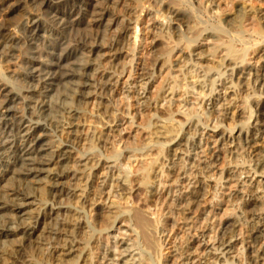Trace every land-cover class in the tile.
Masks as SVG:
<instances>
[{
    "label": "bare ground",
    "instance_id": "6f19581e",
    "mask_svg": "<svg viewBox=\"0 0 264 264\" xmlns=\"http://www.w3.org/2000/svg\"><path fill=\"white\" fill-rule=\"evenodd\" d=\"M108 1L0 0V58L15 57L12 28L25 13L33 65L22 74L40 85L24 88L38 97L31 108L37 121L25 129L14 106L23 92L0 72V130L11 133H0L7 136L0 141V264H164L157 248L176 222L186 228L183 239L172 237L176 264H264V21L243 11L210 29L193 22L180 1L153 0L159 8L149 0ZM60 2L77 17L67 21ZM234 4L191 0L221 18ZM74 32L73 43H49L63 51L51 54L56 61L34 56L41 33ZM144 32L154 48L160 37L167 48L151 69L141 63L135 72ZM122 57L127 63L119 67ZM232 109H240L239 121ZM88 118L95 125L84 134ZM126 124L131 142L123 137ZM139 131L148 138L140 146ZM211 140L215 148L205 151ZM139 189L164 193L158 213L126 207ZM222 204L230 207L226 218L218 217ZM100 219L109 228L97 229Z\"/></svg>",
    "mask_w": 264,
    "mask_h": 264
},
{
    "label": "rangeland",
    "instance_id": "374dc122",
    "mask_svg": "<svg viewBox=\"0 0 264 264\" xmlns=\"http://www.w3.org/2000/svg\"><path fill=\"white\" fill-rule=\"evenodd\" d=\"M78 1H81L82 2V0H78ZM171 1V0H170ZM172 1H174V0H172ZM171 1V2H172ZM175 1H180V3L178 2V4H180L178 7L179 8H181L182 10H186L185 12L186 13H188L187 15H189V17H190V14H192L191 16H192V19L191 20H193V22H196V23H198L197 25L198 26H202V27H207V28H210V29H212V28H214L218 23H219V20H221V22H228V21H226V19L228 20H230V19H233V18H235V17H237L238 16V14L240 13V12H243L244 11V13H246L247 12V14L252 18V19H254V20H256L257 22H263L264 21V0H252V2L249 0H240V2L239 3H237L238 2V0L236 1H234L233 0V3L235 2V6L233 5V7H234V9H231L229 12L227 11L226 13H225V15H223L222 16V18L221 17H217V16H211L210 14H209V9L207 8V9H203V7L202 6H197V5H191V0H175ZM248 1V2H247ZM253 1H255L256 2V4H255V2H253ZM258 1H259V3H258ZM115 2H117V0H110V1H108L107 2V4L108 5H110V6H113L114 5V3ZM245 2V3H244ZM246 2L248 3V4H246ZM91 4H92V6H94L95 4H96V2H94V1H91L90 2ZM95 3V4H94ZM147 3H151L152 5L154 4L157 8H159V6L158 5H156V3L153 1V0H151V2H150V0L147 2ZM183 3H184V5H183ZM173 4V3H172ZM176 4V3H175ZM186 4V5H185ZM245 4H246V6H245ZM183 5V6H182ZM252 5V6H251ZM59 6L63 9V10H65L66 11V14H67V17H66V19H67V21L69 20H71L69 17H70V13H73V12H71V8L70 7H66L65 6V2H60L59 3ZM194 6H195V8L196 9H194ZM186 7V8H185ZM197 7H199L201 10H199V8H198V10H197ZM69 8V9H68ZM90 9H91V7H89ZM121 8V7H120ZM183 8H185V9H183ZM256 8V11L254 10ZM239 9H241V10H239ZM162 10H166V8H163L162 7ZM235 10V11H234ZM238 10V11H237ZM188 11V12H187ZM234 11V12H233ZM190 12V13H189ZM232 13H234V14H232ZM140 14H141V12H140ZM69 15V16H68ZM210 15V16H209ZM240 15V14H239ZM16 22L14 23V25H13V32H16L17 33V36H18V40H17V42H16V44H15V48L17 49L16 51H15V57L14 58H9V59H3V58H0V72H1V74H2V76L4 77V78H6L7 80H8V82H9V84L12 86V87H14L16 90H18V91H20V92H23L22 93V95L24 96V97H31V99H29V98H24L23 96V98H18V101H16V104L14 105V106H16L15 108H16V116H15V122H17V123H20L21 121L22 122H24V126H25V129L28 127V126H30L31 125V122H30V120H33V121H37V118L35 117V116H33L32 114H31V112H32V107H35L36 106V104H35V101L36 100H38V97L36 96V94H35V96H31V93H28V92H25L24 91V88H26V90H27V87H31V90H34V89H40V85L38 84V82H35V81H31V80H28L22 73H23V70H26L28 67H31L33 64H32V62H30L29 60H27V56H26V51H27V45H26V42H25V35H26V32H25V29H24V27H23V23H26L27 22V15L25 14V13H20V14H16ZM73 16H74V18H75V16H76V13L74 12L73 13ZM143 17H142V19L145 17V14L143 13V15H142ZM235 16V17H234ZM77 17V16H76ZM211 17V18H210ZM216 17V18H215ZM5 17L3 16V14H0V22L4 19ZM261 18V19H260ZM223 20V21H222ZM23 22V23H22ZM202 23V24H201ZM227 25H228V23H227ZM200 26V27H201ZM19 31V32H18ZM70 34V35H69ZM72 34V35H71ZM75 34V35H74ZM77 35V33H68V34H65L64 36H58L56 33L55 34H51V33H41V36H40V38H39V41L37 42V45L39 46V49L40 50H42V51H40L38 54H34V56H36L37 57V59H39L41 62H51V61H56V60H54V58H53V56L51 55V54H62L63 53V51L61 52V49H57V50H54V49H52V48H49V43H52V42H54V40L55 41H59V39H61L62 38V40L63 39H65L63 42H66L67 44H68V41L70 42V43H73L72 41L74 40V38H75V36ZM93 35H94V33H91V35H90V40H92L93 39ZM23 37V38H22ZM68 39H67V38ZM70 37H72L71 39H70ZM92 37V38H91ZM142 37H143V42L141 43V45L139 46V49H138V55H137V61H136V64H135V67H134V70H135V72H137L139 69H140V64L141 63H143V64H146V67L148 68L149 67V69H151L152 67H153V65L155 64V61H156V59H157V57L159 56V54H161L162 52H164L165 50H166V45H167V42L165 43L164 41H162V40H165L166 41V39H164L163 37H160L159 39H160V41H159V44L157 43L156 45L157 46H155V48H154V46H152V40H151V38H150V34H148V32H144L143 34H142ZM70 39V40H69ZM163 42V44L165 45H163L162 44V42ZM132 42L133 41H131L129 44L130 45H127V48L129 49V50H131V49H133L132 48ZM161 48V49H160ZM163 49H164V51H163ZM160 52V53H159ZM158 56H157V55ZM156 55V56H155ZM155 57H156V59H155ZM126 57H122L119 61H118V63L120 64L119 65V67H123V66H125V64L127 63V59H125ZM175 59V58H174ZM66 64V62L64 61L63 62V64ZM30 65V66H29ZM65 68H67V67H65ZM65 68H64V70H65ZM63 70H61V72H62ZM164 74H165V72H164ZM163 74V75H164ZM165 76V75H164ZM163 76V77H164ZM129 78V75H128V73H126V75H125V77H124V80L123 81H125V80H127ZM162 80V77H161V79H158L157 80V84L158 83H160V81ZM39 85V86H38ZM5 87L4 86H2V90L4 89ZM127 89H125L124 90V92H127L126 91ZM29 95V96H28ZM116 99L118 100V103L122 106V107H124V108H126V106H127V101L125 100V99H123V97L121 96V94H120V92H118L117 93V95H116ZM1 100H3L2 99V97H1V94H0V101ZM24 101V102H23ZM136 104V101H135V99H133L132 101H130V105L131 106H133V105H135ZM30 105V106H29ZM33 105V106H32ZM94 107H95V105H94V103L93 102H91L90 104H88V105H86L84 108H85V110L87 111V113L90 115L93 111H94ZM135 108H136V106L135 107H133L132 109L130 108V111H134L135 110ZM19 109V110H18ZM175 111V107L172 109V108H169V111H168V108L167 109H164V110H161V111H159L158 112V115H159V117L161 116V118H167V116H169V114L171 113V111ZM239 111H240V109H232V114L233 115H235L234 117H235V119L237 120V121H239V117H238V114H239ZM23 112V113H22ZM24 116V117H23ZM32 116V117H31ZM21 119V120H20ZM145 120L143 121L142 120V122H138V123H141V127H143L144 125H146L145 124V122H146V119H147V122H149L148 120H149V118L148 117H146V118H144ZM179 119H181L182 120V118H179ZM88 120V121H87ZM85 122H84V134L85 133H87L88 132V129L89 128H92V127H94V122H92V119L91 118H88ZM227 123H225L226 125H228V126H232L233 124H234V122L232 121V120H227L226 121ZM123 127H125V132H123V137H125V138H128V135H127V133H129V131H132L131 129L132 128H130V126L128 125V124H126V125H124ZM1 128V127H0ZM7 131V132H9V133H7V136H8V134H11L10 133V130H7V129H1L0 130V133L1 132H3V131ZM144 131H139L138 133H137V137L138 138H136V141H137V143L136 144H140L141 142H146L147 141V139L148 138H146L147 137V134L145 133H143ZM209 135H212L211 133L209 134ZM7 136H5V138H3L2 136L0 137V141L1 140H3V139H6V137ZM62 139H64V140H66L67 139V136H63V138ZM140 139H141V141H140ZM145 139V140H144ZM128 140L131 142L132 140L130 139V138H128ZM135 141V142H136ZM206 143V142H205ZM143 144V143H142ZM142 144H140V145H142ZM139 145V146H140ZM111 145H109L108 146V151H109V153H110V151H111ZM120 147H122V145L120 146ZM215 148V145L213 144V141L211 140V141H209L208 142V144L205 146V144L203 145V149L205 150V151H208V150H210V149H214ZM157 154V152L155 151V152H152V154ZM154 154L152 155L153 157H154ZM156 154H155V156H156ZM131 167H132V171L135 169V168H137L138 167V161L136 162L134 159H132L131 161ZM130 162H129V164H130ZM136 170V169H135ZM137 178H135V180H136ZM165 192V191H164ZM157 195V196H156ZM156 195H151V196H149V195H146V192H144V189L142 190V189H139L138 191H135L132 195H131V199L128 201L129 202V204L127 203V206H126V203H121V201L119 202L118 201V199H116V198H112V201L114 202V203H116L117 205H121V207H131V209L133 210H140V211H142L144 208V210H153L152 212H150V213H158V204H159V202L163 199V198H165V195H164V193L163 194H161V195H158V194H156ZM164 195V196H163ZM160 196H161V198H160ZM151 198V199H150ZM119 202V203H118ZM158 202V203H157ZM146 203V204H145ZM125 204V205H124ZM124 205V206H123ZM130 205V206H129ZM156 205V206H155ZM136 207V208H135ZM157 209H156V208ZM228 207V204L227 205H225V204H222L221 206H219V208L221 209V208H223L222 210L223 211H220L219 213V215H218V217L220 216H222L223 215V218H226L225 217V215H226V212H224L225 210H228V209H230V207L228 208V209H226ZM258 207V205H256L255 207L254 206H252L251 208H254V209H256ZM143 208V209H142ZM149 208H152V209H149ZM202 208L203 209H205V210H210V207H209V204H208V201L206 202V203H203V206H202ZM259 208V207H258ZM142 209V210H141ZM136 210V211H137ZM136 211H134V212H136ZM139 211V212H140ZM157 211V212H156ZM138 212V213H139ZM141 213H143V211L141 212ZM223 213H225V215L223 214ZM144 214V213H143ZM222 214V215H221ZM93 216H94V214H93ZM194 217V219H195V215H193ZM164 220H165V222H167V227H169L168 229H170L172 226H173V224H172V221H170V219H168V217H164ZM227 220V219H226ZM101 222H103V224L101 223ZM107 224V226H105L106 224ZM227 222V221H226ZM100 224V225H99ZM98 225H97V229H101V228H104L105 229V227L106 228H109V220L108 221H106L105 219L103 220V219H100V223H99ZM104 225V226H103ZM171 225V226H170ZM102 226V227H101ZM175 228H173L172 230V233L170 234V236H169V238L167 237V233H166V235H165V237H164V239L166 238L167 239V242H166V245L164 244V246H158V250H157V255L158 254H160L161 253V250H162V256H163V262H164V264H176V262H177V257H176V255H175V253H174V248H173V243H174V239H172V237H175V236H178L179 238H181V239H183L184 237H185V229L186 228H184V225H183V223L182 222H176V224H175ZM156 236H155V238L154 239H158V241H157V239H156V241H157V243H159L160 244V238L158 237V235H157V233L155 234ZM153 236H154V233H153ZM35 257H36V255H35ZM35 259H37V260H40L39 259V257H36ZM40 264H44V262L43 261H41L40 260Z\"/></svg>",
    "mask_w": 264,
    "mask_h": 264
}]
</instances>
